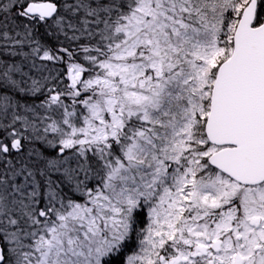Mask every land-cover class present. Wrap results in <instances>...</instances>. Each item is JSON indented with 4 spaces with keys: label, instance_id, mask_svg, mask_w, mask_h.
I'll return each instance as SVG.
<instances>
[{
    "label": "snow or ice",
    "instance_id": "6c2138e0",
    "mask_svg": "<svg viewBox=\"0 0 264 264\" xmlns=\"http://www.w3.org/2000/svg\"><path fill=\"white\" fill-rule=\"evenodd\" d=\"M0 264H264V0H0Z\"/></svg>",
    "mask_w": 264,
    "mask_h": 264
}]
</instances>
